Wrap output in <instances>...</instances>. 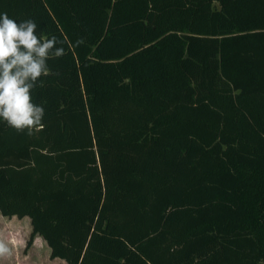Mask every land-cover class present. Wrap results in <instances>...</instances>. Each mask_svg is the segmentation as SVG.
<instances>
[{"label": "trees", "instance_id": "16d2710c", "mask_svg": "<svg viewBox=\"0 0 264 264\" xmlns=\"http://www.w3.org/2000/svg\"><path fill=\"white\" fill-rule=\"evenodd\" d=\"M64 43L0 120V212L67 264H264V0H0ZM82 41V43H78Z\"/></svg>", "mask_w": 264, "mask_h": 264}, {"label": "clouds", "instance_id": "9594fccd", "mask_svg": "<svg viewBox=\"0 0 264 264\" xmlns=\"http://www.w3.org/2000/svg\"><path fill=\"white\" fill-rule=\"evenodd\" d=\"M32 19L19 23L0 13V120L18 133L33 135L43 128L45 109L33 102L31 91L43 86L41 77L50 74L47 61L65 55L55 36L42 39ZM82 43V41L78 42ZM11 249L0 240V257Z\"/></svg>", "mask_w": 264, "mask_h": 264}, {"label": "rangeland", "instance_id": "374dc122", "mask_svg": "<svg viewBox=\"0 0 264 264\" xmlns=\"http://www.w3.org/2000/svg\"><path fill=\"white\" fill-rule=\"evenodd\" d=\"M30 217H7L0 212V240L11 249V255L0 257V264H67L61 258H52L51 249L39 235L28 246L32 235Z\"/></svg>", "mask_w": 264, "mask_h": 264}]
</instances>
